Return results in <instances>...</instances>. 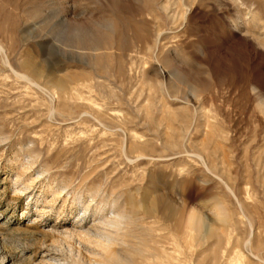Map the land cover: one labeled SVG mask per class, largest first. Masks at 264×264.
Returning <instances> with one entry per match:
<instances>
[{"label": "rangeland", "instance_id": "374dc122", "mask_svg": "<svg viewBox=\"0 0 264 264\" xmlns=\"http://www.w3.org/2000/svg\"><path fill=\"white\" fill-rule=\"evenodd\" d=\"M0 264H264V0H0Z\"/></svg>", "mask_w": 264, "mask_h": 264}, {"label": "bare ground", "instance_id": "6f19581e", "mask_svg": "<svg viewBox=\"0 0 264 264\" xmlns=\"http://www.w3.org/2000/svg\"><path fill=\"white\" fill-rule=\"evenodd\" d=\"M116 221V220H115ZM119 221V220H118ZM114 222V221H113ZM116 224H118V223H116ZM113 226H114V224H113Z\"/></svg>", "mask_w": 264, "mask_h": 264}]
</instances>
